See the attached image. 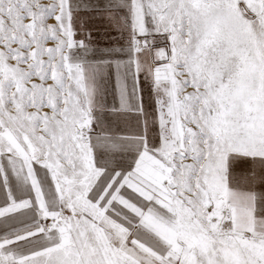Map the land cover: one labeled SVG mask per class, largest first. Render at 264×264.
Listing matches in <instances>:
<instances>
[{
	"label": "snow or ice",
	"instance_id": "1",
	"mask_svg": "<svg viewBox=\"0 0 264 264\" xmlns=\"http://www.w3.org/2000/svg\"><path fill=\"white\" fill-rule=\"evenodd\" d=\"M0 264H264V0H0Z\"/></svg>",
	"mask_w": 264,
	"mask_h": 264
}]
</instances>
